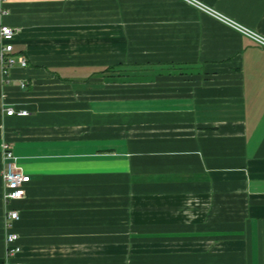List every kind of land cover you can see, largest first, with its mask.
<instances>
[{
    "label": "crops",
    "instance_id": "crops-1",
    "mask_svg": "<svg viewBox=\"0 0 264 264\" xmlns=\"http://www.w3.org/2000/svg\"><path fill=\"white\" fill-rule=\"evenodd\" d=\"M204 1L264 36V0ZM2 25L29 65L0 57V264L5 145L25 264H264L263 47L183 0H0Z\"/></svg>",
    "mask_w": 264,
    "mask_h": 264
},
{
    "label": "built area",
    "instance_id": "built-area-1",
    "mask_svg": "<svg viewBox=\"0 0 264 264\" xmlns=\"http://www.w3.org/2000/svg\"><path fill=\"white\" fill-rule=\"evenodd\" d=\"M197 9L215 17L223 23L235 28L241 33L250 37L258 45L264 48V36L253 31L237 22L228 16L220 13L214 8L203 4L198 0H183ZM17 31L11 26L2 25L0 29V36L2 39V49L0 52L2 62V77L3 80L8 82L11 76V72L14 67H27L29 65L28 58L25 54L14 53V38ZM27 84L21 83V87L25 88ZM5 112L9 116H27L29 111L26 109H16L14 107H8ZM3 156L5 160V166L2 171V178L5 184L4 188V200L6 203V264H25L19 260V254L22 250L19 244V235L13 231V224L20 218L19 211L12 207V202L24 198L26 195V184L30 181V176L27 175L23 169L15 161L13 151L9 146L3 147Z\"/></svg>",
    "mask_w": 264,
    "mask_h": 264
},
{
    "label": "rangeland",
    "instance_id": "rangeland-1",
    "mask_svg": "<svg viewBox=\"0 0 264 264\" xmlns=\"http://www.w3.org/2000/svg\"><path fill=\"white\" fill-rule=\"evenodd\" d=\"M198 1H200V2H202L203 4H205V5H209L208 3H206L204 0H198ZM191 5V4H190ZM192 6V5H191ZM194 8H196L195 6H194ZM197 9V8H196ZM215 9V8H214ZM197 10H199V11H201L200 9H197ZM216 10V9H215ZM131 205H137V203H136V201H133V203L131 204Z\"/></svg>",
    "mask_w": 264,
    "mask_h": 264
}]
</instances>
